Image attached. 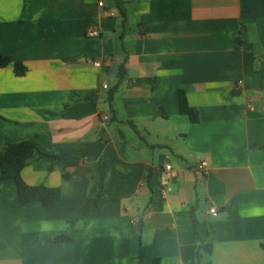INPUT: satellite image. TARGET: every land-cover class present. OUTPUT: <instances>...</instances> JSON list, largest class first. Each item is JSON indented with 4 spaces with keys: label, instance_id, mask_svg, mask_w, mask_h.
Here are the masks:
<instances>
[{
    "label": "crops",
    "instance_id": "0c3cea01",
    "mask_svg": "<svg viewBox=\"0 0 264 264\" xmlns=\"http://www.w3.org/2000/svg\"><path fill=\"white\" fill-rule=\"evenodd\" d=\"M99 1L0 0V264H264V0Z\"/></svg>",
    "mask_w": 264,
    "mask_h": 264
},
{
    "label": "trees",
    "instance_id": "16d2710c",
    "mask_svg": "<svg viewBox=\"0 0 264 264\" xmlns=\"http://www.w3.org/2000/svg\"><path fill=\"white\" fill-rule=\"evenodd\" d=\"M9 65H13L14 72L17 76H24L27 73L28 69L22 62L15 61L11 55L0 53V68H5ZM179 94L180 112L188 115L191 122H198V115L194 108L189 105L187 94L183 91H180ZM37 150V144L30 140L4 144L0 149L1 179H14L22 204L41 202L47 207L62 198L61 189L59 187H48L44 185H29L22 177L23 170L29 166ZM69 238L63 235L55 238V241H64ZM211 248V245L204 244L199 246V252L203 250L205 253L210 254ZM200 254H198L199 259L202 257ZM151 264H161V258L153 259Z\"/></svg>",
    "mask_w": 264,
    "mask_h": 264
},
{
    "label": "built area",
    "instance_id": "2783aa9c",
    "mask_svg": "<svg viewBox=\"0 0 264 264\" xmlns=\"http://www.w3.org/2000/svg\"><path fill=\"white\" fill-rule=\"evenodd\" d=\"M103 5H104V0H100V1H99V6L102 7ZM99 34H100V32H99V30H97V29H92V30L88 31V36H91V37H93V36H99ZM96 64H97V65H100V62H96ZM242 84H243L242 81H238V82L236 83V89H240V87H241ZM107 87H108L107 84H103V88H104V89H106ZM251 109H252V110L254 109L253 106H251ZM108 118H109V116L105 117V120L108 119ZM207 167H208V163H207V161L202 160V161L198 164V166H197V170H198V171H201V172H204V171L207 169ZM164 170H165V173L167 174V175H166V181H167V184H166L165 187L163 188V190H162V194H164L163 196H167V195H169V193L172 191V187H171L170 183L176 178V175H177V174H176V172H175V170H174V168H173V166H172L171 164H167V165L165 166ZM210 213H211V214H213V213H214V214L217 213V209H216V208H211Z\"/></svg>",
    "mask_w": 264,
    "mask_h": 264
}]
</instances>
